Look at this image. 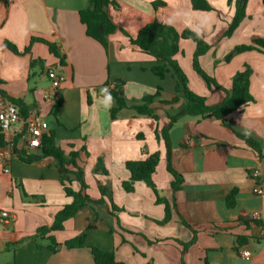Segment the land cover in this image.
Listing matches in <instances>:
<instances>
[{"label":"crops","instance_id":"obj_1","mask_svg":"<svg viewBox=\"0 0 264 264\" xmlns=\"http://www.w3.org/2000/svg\"><path fill=\"white\" fill-rule=\"evenodd\" d=\"M89 1L0 0V91L21 101L28 112L40 108L49 133H55L57 146L66 155L72 150L80 153L78 163L84 171L86 194L93 201L102 199L100 188L107 191V206L90 204L65 222L64 230L51 233L61 247L50 249V235L34 241L38 230L51 227L56 214L72 203L62 178L71 179L70 186L76 192L81 185L64 174L58 162L44 155L41 148L28 152L20 140L11 147V135H1L0 211L9 212L13 219L9 223L0 220V264H96L91 248L113 253L121 264H264V193H254L256 182L252 178L253 172L259 171L264 191V160L236 135L254 139L264 154V52L256 47L226 62L236 47L254 46L255 37L264 39V0H248L247 17L230 37L226 33L236 12V0L232 5L228 0H208L214 9L209 12L194 10L191 0H114L117 6H110L108 13L117 30L108 37L107 50L87 36L80 20V12ZM158 3L163 5L158 7ZM155 21L174 27L180 34L189 29L211 46L200 57V66L224 90L209 87L196 72L197 46L192 40H180L175 57L188 77L190 90L206 98L209 106L220 104L225 90H232L234 77L250 70L253 102L248 106L223 121L185 117L172 128L170 161L183 178L177 192L167 171L166 143L156 138V131L169 125L168 113L178 112L184 101L170 106L156 102L158 121L130 108L122 109L114 120V103L106 107L102 92H110L119 81L132 105L140 104L159 88L162 101L175 96L173 73L160 79L152 72L158 62L130 41ZM32 37L55 44L65 57V66L42 43H35L30 54H23ZM6 42L22 54L12 53ZM32 59H42L44 69L32 70ZM49 68H57L64 78L56 117V101L46 98L51 90ZM18 153L40 159L25 164ZM156 153L161 162L153 180L159 196L171 206L169 222H165V205L157 202L144 182H137L132 193L123 188L131 178L126 163L143 161ZM99 160L109 175L96 173ZM67 169L72 170L70 166ZM233 190L237 191L236 204L229 209L226 198ZM110 197L121 212L112 211ZM245 220L263 225L246 227ZM90 225L94 228L89 229ZM82 235H86L83 248L64 246ZM194 237L196 242L186 248ZM238 237L249 239L238 246ZM243 249L252 253L249 260L241 256Z\"/></svg>","mask_w":264,"mask_h":264},{"label":"trees","instance_id":"obj_2","mask_svg":"<svg viewBox=\"0 0 264 264\" xmlns=\"http://www.w3.org/2000/svg\"><path fill=\"white\" fill-rule=\"evenodd\" d=\"M234 0H228V4L232 5ZM194 10L197 11H212L214 10L212 5L208 0H191ZM248 0H236L235 7L236 12L233 17L232 22L229 25L228 31L226 33L227 37L232 36V34L238 29L241 23L247 17L246 8ZM158 7L162 6L163 3L156 4ZM110 6H117L114 0H90L89 5L86 9L80 12V20L83 25L86 26V34L88 37L100 43L104 49H108V37L117 30V25L110 18L108 13V8ZM124 34L128 35L125 31ZM130 37V36H129ZM192 40L196 46V53L194 55V68L196 72L202 77V79L207 83L209 87H216L218 89L224 90L220 87L217 82L208 76L200 66V57L205 55L211 48L210 45L206 43L204 38L191 30H185L182 34L178 33L176 29L170 25L163 24L160 22H153L146 27H144L136 37H130L131 44L136 46L143 53L153 57L158 64L152 69V72L158 76L160 79H164L169 73H173L176 78L177 85L175 88V96L171 101L165 102L161 100L162 89L159 88L154 95H148L142 99L140 104L132 105L125 98L122 90V82H114V88L110 90L111 96L114 98V106L111 109V118L116 119L118 113L122 109H133L141 116H148L158 121L159 117L157 115L154 105L156 102H161L163 105H175L182 99L184 101L183 107L176 113H168V118L170 119L169 125L159 131H156V138L158 140H164L167 148V171L173 177L172 189L174 192L181 190L183 184L182 176L172 167L171 165V140L170 132L174 125L182 118H200L208 119L214 118L218 121H223L230 114L248 106L253 102V98L250 94V70L247 68L246 71L238 73L233 79V88L231 91H226L225 99L218 105L209 106L207 104L206 98L195 94L189 88L188 77L182 68L179 66L175 60L176 55L180 52V40ZM35 43H42L48 46L49 52L59 60L61 66H65V57H63L55 44L44 41L43 39L32 37L30 45L25 49L23 54H30L31 47ZM252 43L254 46H239L234 49V51L228 55L226 62H229L235 55L255 50L259 47L264 52V39L253 38ZM6 47L14 54L20 55L21 52L9 42H6ZM44 61L42 59H32L31 69L35 68L44 69ZM2 92V91H0ZM11 101L20 108L24 116L28 115V110L25 105L19 100ZM59 102L56 101V106L54 108L53 115L56 117L57 108ZM241 140H243L246 145L254 151L260 160H264V154L261 146L251 137L243 134H236ZM19 139L15 140L14 146L17 145ZM4 145L3 136L0 135V146ZM42 152L44 155L54 158L60 165L62 171L67 176H73L74 180L81 185V190L78 192L74 191L70 184L71 179L63 177L62 184L64 186V191L68 197L72 199V203L64 206L55 216L54 223L51 227H42L38 230L34 241L37 238H43L48 235V240L50 241V249H58L61 247L51 235L55 231L64 230V224L68 220L74 218L84 207L90 204L106 205L105 198L107 196V191L100 188L102 199L99 201H93L87 194V184L85 182V175L83 169L80 167L78 160L80 158V153L78 151L72 150L68 155L57 146L56 136L54 132H50L44 137L42 142ZM19 159L25 164H30L32 162L38 161L39 157L23 156L22 153H18ZM161 162V157L159 153L153 154L143 161H129L126 163V169L131 175L130 181L123 183V188L127 193L134 192V185L137 182H144L148 188H150L157 197V202L164 204L166 207V221L169 222L171 219V206L169 202L162 199L159 196V191L157 190L156 184L153 180V176L156 173ZM70 166L71 171L67 169ZM96 173L102 175H109L106 170L102 160H99L96 166ZM237 191H231L227 198L226 204L229 209L234 208L236 204ZM111 209L112 211L121 212L122 210L112 203V198L110 197ZM246 227H251V225L260 227L263 225L260 221H244ZM94 228L93 225L89 226V229ZM112 231V230H110ZM195 235L197 233L195 232ZM248 237H238V246H244L248 242ZM197 238L194 237L191 244L186 245V248L196 242ZM86 244V235L76 237L64 243L67 249H77L83 248ZM187 250V249H185ZM92 255L96 264H121L115 260L113 253H106L97 248H91ZM185 264V263H183ZM205 264H209L205 262Z\"/></svg>","mask_w":264,"mask_h":264},{"label":"built area","instance_id":"obj_3","mask_svg":"<svg viewBox=\"0 0 264 264\" xmlns=\"http://www.w3.org/2000/svg\"><path fill=\"white\" fill-rule=\"evenodd\" d=\"M47 76L51 81V90L46 94V98L48 101L55 102L61 97L64 78L57 68H49ZM49 131L48 121L42 116L40 108L34 107L27 116H24L20 108L11 101V98L0 92V135H11L9 140L11 147L14 146L15 140L19 139L27 146L28 152L40 149L43 139L49 134ZM252 178L256 182L254 193L263 195V181L259 171H254ZM12 219V214L0 211V220L9 223ZM241 256L249 260L252 253L243 249Z\"/></svg>","mask_w":264,"mask_h":264},{"label":"clouds","instance_id":"obj_4","mask_svg":"<svg viewBox=\"0 0 264 264\" xmlns=\"http://www.w3.org/2000/svg\"><path fill=\"white\" fill-rule=\"evenodd\" d=\"M102 92L105 93V100H104L105 106L111 107V105L114 103V98L111 96L108 89H102Z\"/></svg>","mask_w":264,"mask_h":264},{"label":"rangeland","instance_id":"obj_5","mask_svg":"<svg viewBox=\"0 0 264 264\" xmlns=\"http://www.w3.org/2000/svg\"><path fill=\"white\" fill-rule=\"evenodd\" d=\"M50 63H53V59L52 58H50ZM51 82V81H50Z\"/></svg>","mask_w":264,"mask_h":264}]
</instances>
